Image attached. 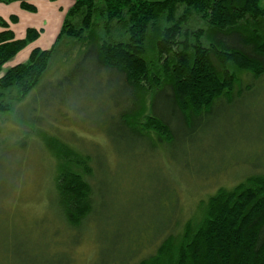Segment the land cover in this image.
Masks as SVG:
<instances>
[{
    "label": "rangeland",
    "instance_id": "rangeland-1",
    "mask_svg": "<svg viewBox=\"0 0 264 264\" xmlns=\"http://www.w3.org/2000/svg\"><path fill=\"white\" fill-rule=\"evenodd\" d=\"M66 41L57 43L24 100L0 113V264L136 263L167 235L197 224L218 188L264 174V73L232 68L234 88L193 116L184 133L170 141L138 136L119 115L140 92ZM26 47L2 72L27 60ZM160 92L148 93L145 103L167 117L171 109ZM48 136L90 156L95 214L78 229L55 205Z\"/></svg>",
    "mask_w": 264,
    "mask_h": 264
},
{
    "label": "trees",
    "instance_id": "trees-1",
    "mask_svg": "<svg viewBox=\"0 0 264 264\" xmlns=\"http://www.w3.org/2000/svg\"><path fill=\"white\" fill-rule=\"evenodd\" d=\"M20 6L36 10L24 0ZM15 21V16L9 22L0 17V113L21 103L39 83L64 38L86 49L84 55L90 53L95 66L119 75L140 92L141 99L119 115L138 136L153 134L170 141L193 116L234 88L238 78L232 68L253 77L264 73L261 0H75L50 48L35 47L26 61L2 72L42 31L27 28L16 38L9 27ZM198 21L204 27L193 28ZM150 92H166L171 109L167 117L147 110ZM47 141L55 165L56 208L68 227L78 229L95 214L86 179L90 156L54 136ZM132 264H264V174L218 188L197 224L186 223L180 233L167 235L154 253Z\"/></svg>",
    "mask_w": 264,
    "mask_h": 264
},
{
    "label": "crops",
    "instance_id": "crops-1",
    "mask_svg": "<svg viewBox=\"0 0 264 264\" xmlns=\"http://www.w3.org/2000/svg\"><path fill=\"white\" fill-rule=\"evenodd\" d=\"M21 1L23 0H0V17L8 22L10 16L16 17V21L9 24L16 38H22L27 28L42 30L39 37L28 44L26 53L21 55L25 59L33 48L48 49L54 43L64 15L75 0H24L36 8L35 12L24 10L20 6Z\"/></svg>",
    "mask_w": 264,
    "mask_h": 264
}]
</instances>
